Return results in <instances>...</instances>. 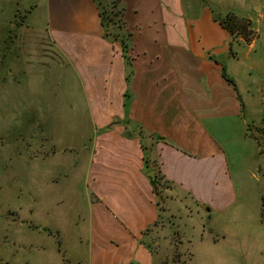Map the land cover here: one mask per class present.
<instances>
[{"label":"rangeland","instance_id":"obj_1","mask_svg":"<svg viewBox=\"0 0 264 264\" xmlns=\"http://www.w3.org/2000/svg\"><path fill=\"white\" fill-rule=\"evenodd\" d=\"M25 1L0 0V264H90L92 245L95 258L104 256L101 264H121L141 244L125 222L151 214L146 141L132 123L127 132L104 125L98 140L94 122L102 117L93 115L75 67L92 72L99 50H76L69 64L30 23L40 6L31 18L42 27L43 0ZM210 4L227 13L224 19L234 14L249 22L247 38L233 41L242 59L229 69L250 97L245 119L257 141L231 142L236 204L198 212L162 180L161 215L142 241L162 264H179L176 249L190 264H264V0ZM136 171L148 188L138 186Z\"/></svg>","mask_w":264,"mask_h":264},{"label":"crops","instance_id":"obj_2","mask_svg":"<svg viewBox=\"0 0 264 264\" xmlns=\"http://www.w3.org/2000/svg\"><path fill=\"white\" fill-rule=\"evenodd\" d=\"M120 2L126 31L131 34L126 51L120 42L105 36L95 0H43L42 27L32 20L40 6L31 12L30 23L47 33L69 64L76 50L93 45L99 50L93 51L98 61L92 72L75 67L91 98L93 115L102 117L94 122L98 140L104 125L109 124L105 131L124 127L127 132L132 123L138 137L146 141L149 168L172 185L177 195L191 201L198 212L230 209L238 200L231 142L254 140L245 119L250 97L247 100L238 90L229 69L242 58L234 49L231 55L232 36L216 21L227 13L214 10L210 0ZM257 41L248 46L250 51ZM224 70L233 83L225 78ZM132 175L139 179V187L148 188L141 171ZM152 193L146 198L150 216L138 224L125 222L131 237L141 244L121 264L160 262L142 241L159 219L158 199ZM93 247L90 264H101L104 256L95 258Z\"/></svg>","mask_w":264,"mask_h":264},{"label":"trees","instance_id":"obj_3","mask_svg":"<svg viewBox=\"0 0 264 264\" xmlns=\"http://www.w3.org/2000/svg\"><path fill=\"white\" fill-rule=\"evenodd\" d=\"M99 11H100V18L102 26L105 29V36L112 39L113 41H118L121 43L123 50H127L128 48V42L131 39V34H129L126 31L125 28V22H124V7L122 6L120 0H95ZM220 23V25L229 31V33L232 36V43L230 46V51L232 55L233 51V41L236 38L245 40L247 38V31H249V22L244 19H239L234 14H229L225 19H217ZM224 76L228 79V76L224 70ZM229 82L231 80L228 79ZM233 83V82H231ZM249 130V128H248ZM252 138V137H251ZM254 139V138H252ZM256 140V139H254ZM257 141V140H256ZM158 182L157 185L154 187L155 195L157 196V199L159 197L158 194V187L160 186V183L162 181V178L159 176L157 178ZM263 206H264V199H263ZM158 207L159 203H158ZM159 218L161 215L160 209H159ZM264 212L261 214V221L264 223ZM158 221V220H157ZM157 223V222H156ZM155 223V224H156ZM154 224V225H155ZM148 231V230H147ZM150 249V247H148ZM152 252V251H151ZM179 250L176 249L175 251V257H177L179 264H190L187 262H182L181 260V254H179ZM191 257V256H190ZM190 260V258H189ZM136 264V263H135ZM168 264V263H166Z\"/></svg>","mask_w":264,"mask_h":264},{"label":"water","instance_id":"obj_4","mask_svg":"<svg viewBox=\"0 0 264 264\" xmlns=\"http://www.w3.org/2000/svg\"><path fill=\"white\" fill-rule=\"evenodd\" d=\"M148 178L152 184L153 187H155L157 185V178H158V175H157V172L155 170H152L148 173Z\"/></svg>","mask_w":264,"mask_h":264}]
</instances>
